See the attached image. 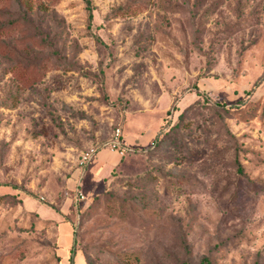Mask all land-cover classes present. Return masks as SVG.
Here are the masks:
<instances>
[{
    "label": "rangeland",
    "instance_id": "rangeland-1",
    "mask_svg": "<svg viewBox=\"0 0 264 264\" xmlns=\"http://www.w3.org/2000/svg\"><path fill=\"white\" fill-rule=\"evenodd\" d=\"M90 5L0 0V264H264V0Z\"/></svg>",
    "mask_w": 264,
    "mask_h": 264
},
{
    "label": "trees",
    "instance_id": "trees-1",
    "mask_svg": "<svg viewBox=\"0 0 264 264\" xmlns=\"http://www.w3.org/2000/svg\"><path fill=\"white\" fill-rule=\"evenodd\" d=\"M85 1H86V4H87V8L89 10L87 17H88V23L90 24L91 23V18H92L90 0H85ZM253 88H254V85L247 92L249 93ZM194 90L199 95L203 93V91L200 88H198L197 86L194 87ZM214 102H216V101H214ZM222 105H224V103H222ZM230 106H233V105H230ZM167 125H168V119H166L165 122L162 123V125L159 126V128H158V130H157V132H156V134H155V136L153 138V140L156 138V136H158L162 132L168 130ZM69 260L72 261V254L69 255Z\"/></svg>",
    "mask_w": 264,
    "mask_h": 264
},
{
    "label": "crops",
    "instance_id": "crops-1",
    "mask_svg": "<svg viewBox=\"0 0 264 264\" xmlns=\"http://www.w3.org/2000/svg\"><path fill=\"white\" fill-rule=\"evenodd\" d=\"M135 143L141 146L142 143V135H138V138L135 139ZM109 153L103 149L99 150L96 156V161H98L101 170H105L106 168L110 167V160H109Z\"/></svg>",
    "mask_w": 264,
    "mask_h": 264
},
{
    "label": "built area",
    "instance_id": "built-area-1",
    "mask_svg": "<svg viewBox=\"0 0 264 264\" xmlns=\"http://www.w3.org/2000/svg\"><path fill=\"white\" fill-rule=\"evenodd\" d=\"M109 148L111 150H114L116 152H118L119 154H123L126 150L125 146L123 145L121 138H120V128L117 127L116 131L113 135V137L111 138V140L109 141ZM92 153V152H91ZM89 153L88 155L90 156Z\"/></svg>",
    "mask_w": 264,
    "mask_h": 264
}]
</instances>
